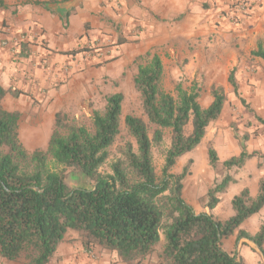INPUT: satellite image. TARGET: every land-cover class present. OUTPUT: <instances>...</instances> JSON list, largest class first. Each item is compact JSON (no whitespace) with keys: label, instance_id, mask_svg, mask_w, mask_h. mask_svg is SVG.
<instances>
[{"label":"trees","instance_id":"trees-1","mask_svg":"<svg viewBox=\"0 0 264 264\" xmlns=\"http://www.w3.org/2000/svg\"><path fill=\"white\" fill-rule=\"evenodd\" d=\"M48 9L53 1L34 2ZM0 8L8 9L3 0ZM106 23L118 26L110 19ZM126 41L119 39L117 44ZM87 50L58 52L75 57ZM28 45L20 44L18 57L28 58ZM264 64V48L259 44L251 54ZM163 64L156 54L137 67L133 86L139 94L143 115L128 114L123 119L131 139L112 159L111 148L121 133L124 96L112 93L105 98L102 111H94L91 127L74 122L65 125L56 115L54 130L45 151L28 154L19 142L17 111L1 107L6 95L23 92L0 86V257L7 262L47 264L58 245L70 233L77 234L84 251L94 247L116 252L125 264H141L153 254L161 239L158 264H244L236 254L222 249V239L252 242L264 258V220L250 235L242 224L264 208V178L257 192L244 187L231 199L233 216L216 221L209 213H196L183 199V180L188 164L178 175L171 174L178 159L203 141L209 125L217 121L227 102L221 87H212V102L206 108L198 103L194 89L175 87V95L163 89ZM233 93L239 96L235 69L227 77ZM243 103V101L240 99ZM264 126V119L256 117ZM191 130L186 133V128ZM169 132V146L164 148ZM221 165L226 171L220 182L207 191L205 207L213 210L229 184L235 182L229 171L240 169L252 158L245 147ZM161 152L163 165L158 177L153 150ZM213 169L218 156L206 151ZM52 162L53 167L49 164ZM108 165L109 171L101 170ZM77 171L83 187L69 188L64 172ZM219 235V237H218Z\"/></svg>","mask_w":264,"mask_h":264},{"label":"rangeland","instance_id":"rangeland-1","mask_svg":"<svg viewBox=\"0 0 264 264\" xmlns=\"http://www.w3.org/2000/svg\"><path fill=\"white\" fill-rule=\"evenodd\" d=\"M3 1L9 8H0V48L10 46L12 50H15L17 47V52H20V44H27L30 52L27 61L32 64L31 76H58L52 71V63L56 64L52 59L62 56L58 52L77 48L87 50L75 57H67L69 61L62 64L64 76H66L63 81L55 82L52 85L41 83L38 80L22 81L18 87L10 86L22 91L20 96L7 95L1 101L3 109L19 113L18 138L28 154L35 150H46L54 130L57 114H59V121L65 125L74 122L90 128L92 113L103 110L105 98L109 94L120 92L124 96L121 133L111 148V160L119 156V148L127 140H131L126 135L123 125L124 117L132 114L145 119L139 94L133 86L137 67L139 64L147 62L152 55L159 53L164 72L162 84L167 93L175 95L177 85H181L188 91L194 89L198 94V103L203 108L212 102V87H221L227 97L220 118L209 125L200 145L178 159L171 170V174L178 175L188 164V174L182 182L183 199L186 203L193 202L194 197L197 199V203H194L196 209L204 208L207 191L215 182H220L226 174L220 158L227 160L232 156H238L242 146L252 156L246 162L249 171L245 174L248 175L252 172L253 174L249 176L251 179L256 174L264 175V126L256 119V117L264 119V64L260 59L248 55L247 42H243L242 45L241 43H234L235 46H230L229 43L226 45L220 41L231 37L224 38L222 34H218L216 36L219 38L218 40L216 37L209 38V45L205 44L198 50L194 49L199 52V56L180 58L183 55L177 53L173 48L165 50L163 45H157L146 49L139 41L128 40L127 38L130 36H143L141 27L132 31V29L127 30L119 25L116 32L106 23L108 18H104L102 14L98 16L105 27L97 28L93 27L91 23L79 24L78 18L72 19L74 21L70 25L69 18L74 9L67 14L60 10H54L53 13L51 12L50 18L56 21L57 27L47 29L43 25V20L49 12L48 9L33 3L53 1V5L57 6L68 2V0ZM73 2L77 4V0ZM251 11L246 16L250 17ZM217 12L222 14L220 10ZM229 16L230 11L227 10L228 19ZM245 21L244 18L237 22L229 20L230 25L236 28L245 25ZM75 24L76 29L79 26V30H74ZM118 33L120 34L117 35ZM118 38L127 42L118 45ZM211 40L212 42H210ZM259 44L264 47V34L256 42V47ZM192 50L189 47V51L192 52ZM17 52L16 56H18ZM233 52L240 55L235 61H232ZM16 58L18 59V57ZM232 69H235L239 96L233 93L232 87L227 81L228 74ZM190 130L191 125H188L186 133H189ZM169 141L170 134L166 132L164 148L169 146ZM209 147L213 148L218 156V163L213 169L207 162L206 151ZM49 163L53 167L52 162L49 161ZM153 163L155 172L160 177L163 157L161 152L156 149L153 150ZM233 170L235 168L230 170L229 174L235 179ZM101 171L108 172V165ZM64 181L69 188L83 187L85 184L86 187H89L81 175L72 169L64 172ZM196 184L199 186L200 192L202 191L201 194L194 191ZM228 188V193L232 194L238 186L232 182ZM260 218V215L253 216L247 222L246 228L255 231L259 227V222H262ZM243 229L246 230L244 227ZM229 240L233 242V245L230 242L225 246L230 251L229 254L240 255L244 264H261L257 258L262 255L252 242L248 240L238 242L234 236ZM238 244L239 248L237 249ZM158 246L161 250L162 245ZM241 254L243 255L241 256ZM262 260L264 261V258ZM3 263L6 264L7 261L0 257V264ZM14 264H23V262H14Z\"/></svg>","mask_w":264,"mask_h":264},{"label":"crops","instance_id":"crops-1","mask_svg":"<svg viewBox=\"0 0 264 264\" xmlns=\"http://www.w3.org/2000/svg\"><path fill=\"white\" fill-rule=\"evenodd\" d=\"M73 1L74 0H68V2L58 4L57 6H48L49 12L44 16L43 25L47 29L57 27L56 21L50 18V14H52L54 10H60L67 14L74 9V11L71 12V19L69 18L70 25H72L74 21L72 19L78 18L77 22H79V24L84 25L86 23H91L93 27L104 28L105 24L100 21V17L98 16L102 14L104 18L110 19L118 27L121 25L127 30L132 29V31H134L136 28L141 27L143 36H130L127 38L128 40L139 41L146 49H151L157 45H163L165 50L173 48L177 53L183 55L180 58L184 56L189 58L196 57V55L199 56L200 54L197 50L201 48L200 46L205 44L209 45V38L213 39L218 34H222L224 38L226 36L231 37L220 41L226 45L227 43H229L230 46H233L234 43H241L242 45L243 42H247L248 55L251 56L252 52L257 49L256 42L263 37L264 34V2L254 5L250 9L252 10L250 17L246 16L250 14V11L244 14L246 17L243 16L242 19L244 18L245 21L246 18H248V20L244 22L245 25L236 28L230 25L229 19L227 18L228 6L235 0H77V4ZM53 7H55V9H53ZM216 10L222 11V14L221 12L218 13ZM74 27V30H79V26L76 29V24ZM216 28L217 30H215ZM119 34L120 33L117 35ZM216 39L218 40L219 38L216 37ZM210 42H212V40ZM189 47L193 49L192 52L189 51ZM16 49L17 47H15V50H12L10 46L0 48V86L2 88L7 90L11 85L18 87L22 84V81L38 80L41 83L52 85L55 82L65 79L66 76H64L62 64L69 61L67 57L59 56L58 58L54 57L52 59L56 62V64L52 63V71L57 73L58 76H31V62L27 61L26 58L22 59L16 56ZM157 55L162 61L159 53ZM238 56L240 57L236 52H233L232 61H235ZM16 57H18V59ZM36 72L38 73L39 71L37 70ZM225 160L226 159L220 158L221 162ZM246 164L242 168L232 171L235 175L234 183H236L238 188H236L232 194L228 193L229 188H227L226 192L219 197L220 202L213 210L208 211L205 206L204 208H199V210L196 209L194 203H197V199L194 197L192 199L193 202L187 203L196 213H209L216 221H224L232 217L234 213L230 204L231 199L244 187L249 189L251 196H254L257 192L258 180L264 178V175L261 173L259 175L256 174L255 177L252 176L251 179L249 176L253 174L252 172L248 175L245 174L249 171ZM230 172L231 171H229V173ZM194 187V191H198L199 194L202 193L197 184L194 185ZM257 215H260V219L263 221L264 208L254 216ZM249 219L242 224L241 229L244 227L247 233L254 235L258 227L255 231H250L246 228ZM261 223L262 222H259V225ZM231 237L222 239V249L228 253H230V251L225 248V246L229 245L231 242L229 239H231ZM241 241L247 240L240 239L238 242ZM159 244L162 245V239ZM231 244L233 245V242H231ZM238 248L239 244L237 245V249ZM159 253L160 250L158 246L156 251L148 256L141 264H158L160 262ZM242 255L243 254H241V256ZM259 257L260 256H258L257 260L261 264H264L262 260L263 256ZM6 264H14V262H7ZM47 264L125 263L119 259L116 252L101 249L100 247H94L89 252L84 251L80 241H78L77 235L69 233L58 245Z\"/></svg>","mask_w":264,"mask_h":264},{"label":"built area","instance_id":"built-area-1","mask_svg":"<svg viewBox=\"0 0 264 264\" xmlns=\"http://www.w3.org/2000/svg\"><path fill=\"white\" fill-rule=\"evenodd\" d=\"M264 0H236L228 6V11H230L229 20L238 21L244 14H247L250 9L257 4H261Z\"/></svg>","mask_w":264,"mask_h":264},{"label":"water","instance_id":"water-1","mask_svg":"<svg viewBox=\"0 0 264 264\" xmlns=\"http://www.w3.org/2000/svg\"><path fill=\"white\" fill-rule=\"evenodd\" d=\"M218 237H219V235H218Z\"/></svg>","mask_w":264,"mask_h":264}]
</instances>
